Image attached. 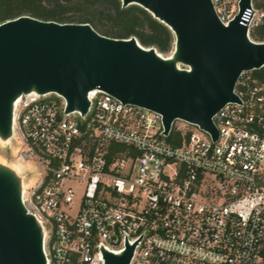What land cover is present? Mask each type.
Listing matches in <instances>:
<instances>
[{"label":"built area","instance_id":"1","mask_svg":"<svg viewBox=\"0 0 264 264\" xmlns=\"http://www.w3.org/2000/svg\"><path fill=\"white\" fill-rule=\"evenodd\" d=\"M224 25L240 13L253 42L264 0H211ZM259 70V69H257ZM243 71L213 117L219 135L124 103L100 89L85 114L57 92L15 102L23 202L44 228L47 264H264V80ZM5 147V144H1Z\"/></svg>","mask_w":264,"mask_h":264},{"label":"water","instance_id":"2","mask_svg":"<svg viewBox=\"0 0 264 264\" xmlns=\"http://www.w3.org/2000/svg\"><path fill=\"white\" fill-rule=\"evenodd\" d=\"M121 1L140 5L171 29L173 56L164 58L136 36L101 34L87 22L30 14L0 22V135L6 144L22 94L57 92L66 112L85 114L94 89L161 113L166 133L179 119L218 139L213 117L226 103L239 102L234 88L241 73L264 66V43L249 39L241 13L224 25L211 0ZM249 1L242 0V10ZM24 185L20 171L0 166V264H47L44 228L23 202ZM134 247L102 249L104 264H130Z\"/></svg>","mask_w":264,"mask_h":264},{"label":"trees","instance_id":"3","mask_svg":"<svg viewBox=\"0 0 264 264\" xmlns=\"http://www.w3.org/2000/svg\"><path fill=\"white\" fill-rule=\"evenodd\" d=\"M30 14L60 22H87L101 34L128 38L136 36L144 46H155L165 53L175 37L171 29L137 4L122 6L121 0H0V22ZM264 40V24L254 31ZM264 80V66L255 72Z\"/></svg>","mask_w":264,"mask_h":264},{"label":"rangeland","instance_id":"4","mask_svg":"<svg viewBox=\"0 0 264 264\" xmlns=\"http://www.w3.org/2000/svg\"><path fill=\"white\" fill-rule=\"evenodd\" d=\"M174 51H175V45H173L172 49L168 52H165V53H162L164 56L166 57H171L174 55ZM180 67L184 68L186 67L184 64L180 63L179 64ZM5 147H3L1 145V142H0V155H2L3 157H5V159L11 163V162H15L16 161V154H17V151L20 149V145L18 143H14V145L9 148L8 145L5 143Z\"/></svg>","mask_w":264,"mask_h":264},{"label":"bare ground","instance_id":"5","mask_svg":"<svg viewBox=\"0 0 264 264\" xmlns=\"http://www.w3.org/2000/svg\"><path fill=\"white\" fill-rule=\"evenodd\" d=\"M164 58H169V57L164 56ZM0 142H1V144H5V140H4V138L1 135H0ZM0 166L11 170L15 174H17V172L20 171L22 169V167H23L22 163H20L19 161H15V162L9 163L5 159V157H3L2 155H0Z\"/></svg>","mask_w":264,"mask_h":264}]
</instances>
